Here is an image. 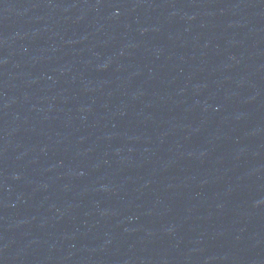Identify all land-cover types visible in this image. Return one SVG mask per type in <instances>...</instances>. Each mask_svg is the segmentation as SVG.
<instances>
[{"label":"water","instance_id":"1","mask_svg":"<svg viewBox=\"0 0 264 264\" xmlns=\"http://www.w3.org/2000/svg\"><path fill=\"white\" fill-rule=\"evenodd\" d=\"M0 264H264V0H0Z\"/></svg>","mask_w":264,"mask_h":264}]
</instances>
